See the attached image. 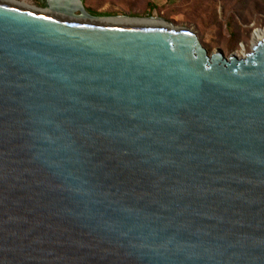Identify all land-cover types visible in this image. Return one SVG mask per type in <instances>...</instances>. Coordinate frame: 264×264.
I'll return each instance as SVG.
<instances>
[{
    "label": "water",
    "instance_id": "95a60500",
    "mask_svg": "<svg viewBox=\"0 0 264 264\" xmlns=\"http://www.w3.org/2000/svg\"><path fill=\"white\" fill-rule=\"evenodd\" d=\"M43 4L0 1V264H264V35Z\"/></svg>",
    "mask_w": 264,
    "mask_h": 264
},
{
    "label": "rangeland",
    "instance_id": "374dc122",
    "mask_svg": "<svg viewBox=\"0 0 264 264\" xmlns=\"http://www.w3.org/2000/svg\"><path fill=\"white\" fill-rule=\"evenodd\" d=\"M44 8L43 0H17ZM99 17H158L178 29H190L208 49L244 56L255 44L254 33L264 30V0H84Z\"/></svg>",
    "mask_w": 264,
    "mask_h": 264
},
{
    "label": "bare ground",
    "instance_id": "6f19581e",
    "mask_svg": "<svg viewBox=\"0 0 264 264\" xmlns=\"http://www.w3.org/2000/svg\"><path fill=\"white\" fill-rule=\"evenodd\" d=\"M0 1L23 9L34 11L37 13H42L45 15L52 14L47 9H39L36 7L24 5L18 2L17 0H0ZM83 22H87L91 24L107 25V26H119V27H144V28H164V29L175 28L166 20L157 17H152V18H132L128 16L99 17L95 19H86L83 20ZM263 35H264V30H257L254 33L255 42L260 40Z\"/></svg>",
    "mask_w": 264,
    "mask_h": 264
},
{
    "label": "trees",
    "instance_id": "16d2710c",
    "mask_svg": "<svg viewBox=\"0 0 264 264\" xmlns=\"http://www.w3.org/2000/svg\"><path fill=\"white\" fill-rule=\"evenodd\" d=\"M83 3H84V0H83ZM90 12V11H89ZM91 13V12H90ZM110 17H115V16H110Z\"/></svg>",
    "mask_w": 264,
    "mask_h": 264
}]
</instances>
